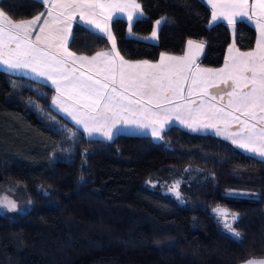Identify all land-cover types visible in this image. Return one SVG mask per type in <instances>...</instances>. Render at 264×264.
<instances>
[{"label":"trees","instance_id":"16d2710c","mask_svg":"<svg viewBox=\"0 0 264 264\" xmlns=\"http://www.w3.org/2000/svg\"><path fill=\"white\" fill-rule=\"evenodd\" d=\"M143 16L127 35L113 22L127 61L182 55L188 40L205 45L199 65L218 68L228 46L251 50L256 31L246 21L232 35L210 25L200 0H137ZM39 0H0L14 20L43 12ZM162 20L158 42L144 41ZM76 24L69 50L92 56L106 38ZM54 90L0 70V185L19 184L31 201L17 216L0 214V264H242L264 259V162L211 135L178 126L147 135L88 138L51 106ZM196 174L197 181H188ZM182 201L161 184L176 179ZM247 196L228 195V192ZM236 215L234 238L213 214Z\"/></svg>","mask_w":264,"mask_h":264},{"label":"snow or ice","instance_id":"6c2138e0","mask_svg":"<svg viewBox=\"0 0 264 264\" xmlns=\"http://www.w3.org/2000/svg\"><path fill=\"white\" fill-rule=\"evenodd\" d=\"M40 2L46 12L31 19L17 21L0 10V66L30 74L46 86L50 82L55 90L51 106L88 137L111 140L123 125L150 130L160 138L167 125L178 121L194 132L214 130L264 162V0H208L213 22L226 21L235 30L246 19L258 33L255 49L241 52L233 44L218 69L198 65L204 45L194 40H188L183 56L161 53L156 63L125 60L117 50L111 25L126 17L131 35L134 22L143 16L137 0ZM77 19L98 33V38L106 37L110 50L91 57L70 51ZM161 23L156 21L151 39H157ZM176 195L180 198L178 191ZM7 203L15 210L14 202ZM214 211L238 237L226 219L231 215L235 220V214L219 207ZM246 264H264V260Z\"/></svg>","mask_w":264,"mask_h":264},{"label":"rangeland","instance_id":"374dc122","mask_svg":"<svg viewBox=\"0 0 264 264\" xmlns=\"http://www.w3.org/2000/svg\"><path fill=\"white\" fill-rule=\"evenodd\" d=\"M160 26V25H159ZM156 27V24L154 26V28ZM129 34V33H128ZM152 34V33H151ZM151 34L146 37L145 39L147 38H151ZM233 34V33H232ZM131 37H134L133 34H131ZM157 41V40H156ZM233 43V41L231 42ZM2 67V66H0ZM26 75V74H25ZM169 128V127H168ZM129 129V127L127 128ZM167 129V128H165ZM130 131V130H126L125 126L121 125L119 126V132L120 131ZM117 131H114V133H117L116 135H118ZM121 133V132H120ZM125 133V132H124ZM142 133H145V134H151L150 130H144V132ZM85 134V133H84ZM115 135V136H116ZM136 135V134H134ZM86 137H88L86 134H85ZM113 136V137H115ZM88 138H93V139H100V140H107L109 141V139H106L104 137H101L99 135H94L93 137H88ZM153 140L155 141H159L160 138H157V137H154L152 136ZM221 139V138H220ZM222 140H225L227 141L226 139H222ZM228 142V141H227ZM231 143V142H229ZM232 144V143H231ZM234 146V145H233ZM236 147V146H234ZM237 148V147H236ZM238 149V148H237ZM247 154V153H246ZM249 155V154H247ZM258 158V157H257ZM260 159V158H259ZM198 179V176L196 174H192L189 176V178H187L188 181H197ZM185 180L184 179H176L174 182H172L171 184L169 183H164V184H161V192L164 194V195H168L172 198H175L179 201H182L181 199V195H180V198H177V195H176V192L178 191L179 192V186L181 185L182 182H184ZM178 185V187H177ZM180 194V193H179ZM228 195H238V196H247L248 194L246 193H235L234 191H230L228 192ZM8 201H11V202H14L15 205H16V208L15 210H10V208L8 207ZM31 207V201L28 197V194L26 192V190L21 187L19 184H9V185H0V214L4 215V216H17V215H20V214H23L25 212H27ZM218 208V207H216ZM214 208V209H216ZM219 208H222L219 206ZM213 209V214L216 215L215 211ZM225 209V208H223ZM229 212V211H228ZM230 213V212H229ZM232 214V213H230ZM236 216V215H235ZM216 217L218 218V220L223 224L224 226V220H222L219 216L216 215ZM227 222L228 223H231L232 224V227H233V223L235 222V220L232 219V216L229 215L227 218ZM224 229H225V232L227 234H229L230 236L234 237V238H238L237 236L234 235L233 232L229 231L227 228H225L224 226ZM234 229V228H233ZM236 232V231H235ZM251 260H264V259H251ZM247 262V261H246ZM246 262L242 263V264H246Z\"/></svg>","mask_w":264,"mask_h":264},{"label":"crops","instance_id":"0c3cea01","mask_svg":"<svg viewBox=\"0 0 264 264\" xmlns=\"http://www.w3.org/2000/svg\"><path fill=\"white\" fill-rule=\"evenodd\" d=\"M40 1V0H39ZM202 3H204L209 9H210V12H211V6L208 4V0H200ZM138 2V1H137ZM43 12H46V9H44V11ZM141 18V17H140ZM123 20H125L126 21V17L125 18H122ZM242 21H246L247 23H249L254 29H255V26H254V24H252L251 22H249V21H247L246 19L245 20H242ZM217 23H224V24H226L228 27H229V29H230V31H231V33H234V30L227 24V22L226 21H216V22H213L212 21V19H211V17H210V25H215V24H217ZM76 24H79V25H82V26H84V27H86L87 29H89V30H91L87 25H85L83 22H80L78 19H77V21H75V22H73V26L74 25H76ZM156 24V23H155ZM73 26H72V28H73ZM155 26V25H154ZM160 26H161V24H160ZM160 26H159V28H160ZM127 27H128V25H127ZM159 28H158V31H159ZM154 29V28H153ZM92 32H94L93 30H91ZM255 31H256V29H255ZM152 33V32H151ZM96 34H98V33H96ZM127 35L129 36V37H131V35H129L128 34V28H127ZM233 35V34H232ZM257 36H258V33H257V31H256V40H257ZM148 37V36H147ZM104 38H106V37H104ZM107 39V38H106ZM157 40V41H156ZM108 41V40H107ZM144 41H146V42H148V43H151V44H156L157 42H158V36H157V39H155V40H153V39H149V38H147V39H145L144 38ZM188 42V41H187ZM187 42H186V44H185V48H184V51H183V54L182 55H179V56H183L184 54H185V52L187 51ZM197 42V41H196ZM197 43H201V42H197ZM234 43H231L229 46H228V48H227V51H226V54H225V57H224V60H223V63H222V65L220 66V67H218V68H221V67H223V65H224V62H225V58L228 56V50H229V47L230 46H232ZM204 45V44H203ZM255 47H256V42H255V45H254V47L251 49V50H249V51H252L253 49H255ZM110 48H111V44L108 42V47L105 49V50H103V51H109L110 50ZM204 48H205V45H204ZM204 48H203V50L200 52V55H199V58H198V60H197V63H198V65H199V60L201 59V57H202V55H203V53H204ZM241 52H247V51H241ZM165 54H167V53H165ZM161 55V54H160ZM160 55H159V57H158V59L156 60V61H153V62H151V63H156V62H158L159 61V59H160ZM167 55H171V54H167ZM172 56H178V55H172ZM89 57H91V56H89ZM129 62H133V63H135V62H139V61H129ZM150 62V61H149ZM200 66V65H199ZM201 68H206V67H203V66H200ZM218 68H215V69H218ZM0 70H2V71H4V72H7V73H9V74H12V75H15V76H23V77H27V78H31V79H33V80H35V81H37V79L36 78H34V77H32L30 74H28V75H25L23 72H9L8 70H6V69H4L3 67H0ZM39 82H41V83H44L42 80L41 81H39ZM45 84V83H44ZM48 86H50L53 90H54V88L51 86V84H50V82L48 83ZM212 91H216L215 89H213ZM54 94H55V90H54ZM53 94V95H54ZM185 94H187V92L185 93ZM192 99H195V100H197V101H199V97H197V96H193L192 97ZM53 108V107H52ZM54 109V108H53ZM55 110V109H54ZM56 112H58L57 110H55ZM60 115H62L64 118H66L68 121H70L71 123H73L77 128H79L82 132H83V129L82 128H80L79 126H77L73 121H71V119L69 118V117H67L66 115H64V114H62V113H60V112H58ZM170 126H178V127H180V128H182V129H184V130H186V131H188V132H190V133H193V134H199V135H211V136H214V137H217V138H221V139H225L223 136H217L216 134H215V132H214V130H211V129H205V130H201V131H191L190 129H188V128H186V127H184L183 125H181L178 121H173L172 123H170L169 125H167L165 128H168V127H170ZM221 127H223V125H220ZM125 128H126V130H130V131H120L122 134H136V135H147V136H150V137H152V135L151 134H145V133H142V132H144V130H141V129H138V128H136V127H129V129H127L128 127L127 126H125ZM165 128L162 130V131H164L165 130ZM234 130V129H233ZM117 132H119V131H117ZM120 132L118 133V134H120ZM125 132V133H124ZM84 133V132H83ZM117 133H114V135L113 136H115ZM227 140V139H226ZM228 142H231L230 140H227ZM238 150H240V149H238ZM241 152H243L242 150H240ZM244 154H246L245 152H243Z\"/></svg>","mask_w":264,"mask_h":264}]
</instances>
